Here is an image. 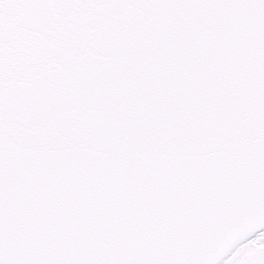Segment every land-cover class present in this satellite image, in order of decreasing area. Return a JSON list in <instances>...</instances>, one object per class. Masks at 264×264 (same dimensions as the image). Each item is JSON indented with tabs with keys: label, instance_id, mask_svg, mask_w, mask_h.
<instances>
[{
	"label": "snow or ice",
	"instance_id": "obj_1",
	"mask_svg": "<svg viewBox=\"0 0 264 264\" xmlns=\"http://www.w3.org/2000/svg\"><path fill=\"white\" fill-rule=\"evenodd\" d=\"M0 264H264V0H0Z\"/></svg>",
	"mask_w": 264,
	"mask_h": 264
}]
</instances>
